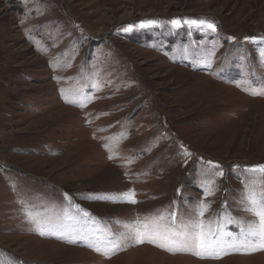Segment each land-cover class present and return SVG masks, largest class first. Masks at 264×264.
I'll return each instance as SVG.
<instances>
[{"label": "rangeland", "instance_id": "rangeland-1", "mask_svg": "<svg viewBox=\"0 0 264 264\" xmlns=\"http://www.w3.org/2000/svg\"><path fill=\"white\" fill-rule=\"evenodd\" d=\"M185 19L217 31L172 27ZM149 20L159 27H139ZM245 37H264V0H0V264H264V251L101 242L138 218L203 220L225 239L254 219L243 201L264 191L246 171L264 164V95L250 94L264 92V40ZM129 190L137 203L113 202ZM65 194L89 213L74 244L28 215L67 207Z\"/></svg>", "mask_w": 264, "mask_h": 264}, {"label": "snow or ice", "instance_id": "snow-or-ice-1", "mask_svg": "<svg viewBox=\"0 0 264 264\" xmlns=\"http://www.w3.org/2000/svg\"><path fill=\"white\" fill-rule=\"evenodd\" d=\"M182 23L189 28H196L201 31L213 33L217 31L214 23L207 22L204 19L171 21L172 27L177 29L181 27ZM139 27L154 28L159 27V24L156 21L149 20L140 24ZM130 30L131 27L125 29V31ZM229 39L232 38L229 37ZM258 39L264 40V37H245V40H251L252 42H256ZM261 55L264 56V49L261 50ZM250 94L264 95V92L253 91ZM246 171L264 177V164L253 166L246 169ZM206 195H211V192H206ZM120 196L121 199L113 200V202L137 203L134 198L135 193L132 190L121 193ZM102 198L109 199L108 197ZM64 199L69 201L67 207L52 206L50 211L45 209L43 215H40V209L37 208L35 213L29 212L28 215L30 222L34 225V230L40 236L55 235L58 239L74 244L77 239L84 238L82 233L76 235L74 225L79 223L81 215L86 218L89 213L82 210L79 205L73 204L67 194H65ZM243 202L245 203L244 211L254 219L241 226L239 237L232 236L231 239H225L230 234L224 233L222 229L213 230L210 225L206 226L203 220L193 219L178 223L175 214H173L171 221L161 215L143 219L138 218L134 222L123 224L122 227L127 231L119 237H113L111 230H105L106 235L112 238L101 242L105 244L110 253L122 251V242L131 240L135 245L149 243L168 252H188L201 259H219L222 255L231 252L251 254L264 251V191L257 193L254 189H249ZM206 209L207 205L201 204L198 215L203 217ZM229 222L239 223L231 219ZM116 223L120 222L117 221ZM93 235L96 234L93 233ZM88 247H94V250L98 252L101 250L92 244H89Z\"/></svg>", "mask_w": 264, "mask_h": 264}]
</instances>
